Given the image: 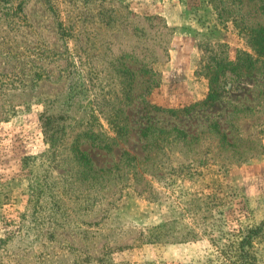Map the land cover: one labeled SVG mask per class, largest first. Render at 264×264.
<instances>
[{
	"label": "rangeland",
	"instance_id": "1",
	"mask_svg": "<svg viewBox=\"0 0 264 264\" xmlns=\"http://www.w3.org/2000/svg\"><path fill=\"white\" fill-rule=\"evenodd\" d=\"M240 4L264 20V0ZM235 5L0 0V264H214L210 239L264 219L262 77L225 72L210 104L169 106L145 72L184 46L208 90V59L252 54ZM150 122L183 139L156 151Z\"/></svg>",
	"mask_w": 264,
	"mask_h": 264
},
{
	"label": "trees",
	"instance_id": "2",
	"mask_svg": "<svg viewBox=\"0 0 264 264\" xmlns=\"http://www.w3.org/2000/svg\"><path fill=\"white\" fill-rule=\"evenodd\" d=\"M252 1L260 2V0ZM233 2L236 3L233 13L240 14L243 16V19L249 21L244 23V29L246 31L245 41L252 54L239 52L233 62L225 58L219 59L213 56L211 62L209 63L210 59H208L206 62L207 68L203 69V77H205L207 80V92L209 91V93H206V97L200 103H194L192 106H196L197 104L204 105L206 102L209 103V101L215 97V94L212 92V79L216 80L217 77L224 76L225 72L233 74L235 78H248L252 77V75L255 77L261 76L262 80L264 81V20H262V22L257 21L254 15L249 16V12H242L240 0H233ZM145 72H147L149 75L148 83H151L153 77L158 76V74L152 70L151 66L150 68H147ZM156 85V81L148 85L147 93L155 88ZM261 87L263 88L264 86L261 85ZM142 105L143 108L147 109L146 114L148 116L160 113L174 117L177 112L171 109H161L146 102H142ZM188 108L186 109L187 111ZM123 122V124H125L126 120L123 119ZM123 124L109 126V128L111 130L113 128L123 130ZM140 134L141 137L147 139L151 145L155 146L154 149L156 151L162 150V146L165 147L166 145L169 146V144H174L178 141L179 137L183 139L184 136L182 131L175 127H158L153 125L152 122L141 129ZM76 151L77 154L83 157V154H81L78 150ZM217 190V188L213 189V193L206 196V201L203 204V208L208 212L217 205L215 204V202L218 200L217 196L215 195ZM203 220H205V218H203ZM4 240H7V238ZM3 241L0 242L3 244ZM209 241H211V244L215 249L213 260L214 264H264V260L260 261L258 258L259 250L256 247L257 245L264 242V219L255 225L245 226L244 228L237 226L231 230V232L227 235L223 242H220V244L211 239Z\"/></svg>",
	"mask_w": 264,
	"mask_h": 264
},
{
	"label": "crops",
	"instance_id": "3",
	"mask_svg": "<svg viewBox=\"0 0 264 264\" xmlns=\"http://www.w3.org/2000/svg\"><path fill=\"white\" fill-rule=\"evenodd\" d=\"M165 13L167 26L175 27L179 24V16L176 11L169 13L165 11ZM183 47L178 48L173 44L170 59L164 64H155L153 67V71H157L161 75L162 79L158 90L166 97L164 101L170 102L169 106L199 101L205 97L207 91V86L200 84L199 79L193 76L194 68L189 65L188 58L181 57L180 59L179 53L182 52Z\"/></svg>",
	"mask_w": 264,
	"mask_h": 264
}]
</instances>
